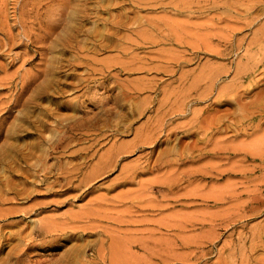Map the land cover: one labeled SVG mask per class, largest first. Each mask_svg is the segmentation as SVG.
Listing matches in <instances>:
<instances>
[{
	"label": "rangeland",
	"instance_id": "obj_1",
	"mask_svg": "<svg viewBox=\"0 0 264 264\" xmlns=\"http://www.w3.org/2000/svg\"><path fill=\"white\" fill-rule=\"evenodd\" d=\"M21 1L0 0V103L23 100L0 149L47 159L0 153V264H264V0H144L130 32L78 20L55 50L56 7Z\"/></svg>",
	"mask_w": 264,
	"mask_h": 264
},
{
	"label": "bare ground",
	"instance_id": "obj_2",
	"mask_svg": "<svg viewBox=\"0 0 264 264\" xmlns=\"http://www.w3.org/2000/svg\"><path fill=\"white\" fill-rule=\"evenodd\" d=\"M6 1V0H5ZM14 1V0H13ZM21 1V0H20ZM27 0H22L21 1V3L20 4H22L21 6H20V8H23V7H25L26 8V5L28 4V2L30 1L31 3H33V2H35V4H37L38 3V0H28V2H26ZM104 1H106V0H104ZM114 1H117V2H114ZM149 1H153V0H149ZM202 1V0H201ZM204 1V0H203ZM211 1H213V0H211ZM224 1V0H223ZM37 2V3H36ZM39 2H40V0H39ZM41 2H43V0L41 1ZM50 2V6L51 7H49L50 9L51 8H53V6H55L56 8H53V11L54 12H51V13H54L53 14V18H54V20L52 19V21H50L48 24H47V28L48 29H46V30H48V33L46 34V37L47 38H51V36H54L55 35V33L57 32V31H59L58 29L62 26V31L61 32H63L64 33V36H62L61 34H59L58 36H56L57 37V41L58 42H52V49L53 50H55V49H57L59 46H64L65 44H67L68 42L67 41H70V43L71 44H67V46L69 47V48H71V46L72 47H74L73 45V43H75V41H76V39L78 38V20L79 21H82V22H87V21H90V20H97V21H99V22H104V24H105V26H108V27H110L111 29H114L115 30V32L116 33H120L121 31H129L130 32V29L134 26V25H136V24H138V21H139V19L138 18H136V16H135V18L133 19L132 17L131 18H128L127 17V15L129 16V14H128V12H127V10H126V8H128V7H131V8H133L134 10H138V11H140V10H143V8H145L146 6H147V3L146 2H144V0H108V3H106V2H104V3H106L107 5L106 6H102V7H98V6H96V4H94V0H51V1H49ZM173 2V1H172ZM194 2V1H193ZM196 2H197V0H196ZM5 3V2H4ZM17 3V2H16ZM89 3V4H88ZM103 3V2H102ZM151 3V2H150ZM162 3V2H161ZM0 4H1V2H0ZM100 4V3H99ZM169 4H170V2H169ZM177 3H175V5H176ZM212 4H214V3H212ZM218 4H220V3H218ZM2 5V4H1ZM6 5V4H5ZM5 5H3L4 7H5ZM43 5H45V3L43 4ZM46 5H48V4H46ZM154 5V4H153ZM161 5V4H160ZM203 5H205V4H203ZM38 6H40V5H36V7H38ZM42 6V5H41ZM40 6V7H41ZM177 6V5H176ZM183 6V5H182ZM184 6H186V4H184ZM193 6V5H192ZM217 6V5H216ZM2 7V6H1ZM0 7V8H1ZM6 7H8V6H6ZM5 7V8H6ZM189 7V6H188ZM198 7V6H197ZM212 7V6H211ZM29 8V7H28ZM31 8V7H30ZM34 8V7H33ZM150 8H152V5H151V7ZM172 8H176L175 6L174 7H172ZM190 8L191 7H189V10H190ZM208 8V7H207ZM24 9V8H23ZM35 9V8H34ZM41 9V8H40ZM39 9V10H40ZM132 9V10H133ZM177 9V8H176ZM175 9V10H176ZM178 9H180V8H178ZM195 9V8H194ZM199 9V8H198ZM14 12L15 13H17V10H18V8H17V4H15V6H14ZM192 10V9H191ZM23 11V10H22ZM28 11V10H27ZM36 11V10H35ZM34 11V12H35ZM116 11H118V13L116 12ZM182 11H183V9H182ZM182 11H180V12H182ZM196 11V10H195ZM18 12H19V10H18ZM21 12V11H20ZM113 12H116L117 14V16H114L112 13ZM141 12V11H140ZM170 12H171V10H170ZM174 11H172V13H173ZM7 13V12H6ZM4 11H2V12H0V34H2V35H4V37H5V39L7 40V44L6 45H4L5 47H6V49H5V51H3L2 53H6V52H8V53H11L12 52V50H14V49H16L17 48V46L19 45L18 43H16L15 41H16V39H17V37H16V35L14 36V37H16V39L14 40V37H13V35L11 34V26L9 25V14L7 15ZM21 13H23V12H21ZM134 13V12H133ZM176 13V12H175ZM174 13V15H176ZM189 13H191L190 11H189ZM188 13V14H189ZM193 13V12H192ZM197 13V12H196ZM25 14H26V12L25 13H23V15L25 16ZM27 14H28V12H27ZM42 14V13H41ZM185 14V13H184ZM183 14V15H184ZM200 14V13H199ZM203 14V13H202ZM15 15H17V14H15ZM23 15H22V17H23ZM29 15V14H28ZM37 14H35V16H36ZM31 17H32V15H30ZM43 16V15H42ZM48 16V15H47ZM188 16H191V15H188ZM26 17V16H25ZM153 17V16H152ZM15 18H16V16H15ZM47 18H49V17H47ZM158 18V17H157ZM213 18V17H212ZM20 19H22V20H20ZM30 19H33V18H30ZM37 19V18H36ZM154 19V18H153ZM152 19V21L154 22V21H156V20H153ZM156 19V18H155ZM180 19V18H179ZM25 20L26 19H23V18H19V17H17V20H16V23H18V21H19V23L21 22V24H25ZM38 20H39V18H38ZM42 20V19H41ZM181 20V19H180ZM207 21H209V19H206ZM32 21V20H31ZM35 21V20H34ZM43 21V20H42ZM142 21V20H141ZM148 22L150 21V20H147ZM195 21V20H194ZM194 21H192V22H194ZM202 21V20H201ZM37 22V21H36ZM159 22H166V24H167V22L168 21H158V23ZM211 22V21H210ZM18 23V24H19ZM28 23V22H27ZM35 23V22H34ZM34 23H33V25H34ZM149 23H151V22H149ZM155 23V22H154ZM153 23V24H154ZM157 23V24H158ZM194 23H196V25H197V22H194ZM19 25V26H23V27H25V25ZM42 24L43 23H39L38 22V26L39 25H41L42 26ZM100 24V23H99ZM103 24V23H102ZM103 24V25H104ZM143 24V23H142ZM164 24V23H163ZM169 24V23H168ZM166 25V27L167 26H169V25ZM173 22H172V24H170L171 25V27L173 26ZM206 24H207V22H206ZM211 24V23H210ZM27 25V24H26ZM148 25V24H147ZM193 25V24H192ZM191 25V26H192ZM18 27V25H15L14 27ZM139 26V25H138ZM138 26H137V28H138ZM175 26H178V25H175ZM212 27H215L213 24L211 25ZM210 26V27H211ZM27 27V26H26ZM29 27H30V25H29ZM31 27H32V24H31ZM43 27V26H42ZM41 27V28H42ZM104 27V26H103ZM166 27H165V29H166ZM170 27V26H169ZM170 27V28H171ZM183 27V26H182ZM193 27H195V26H193ZM209 27V28H210ZM12 28H13V26H12ZM28 28V27H27ZM38 28V27H37ZM104 28H106V27H104ZM103 28V29H104ZM134 28V27H133ZM140 28V27H139ZM144 28V27H143ZM152 28V27H151ZM159 28V27H158ZM164 28V27H163ZM184 28H185V26H184ZM20 29H21V27H20ZM24 29V28H23ZM36 29V28H35ZM96 29V28H95ZM108 29V28H107ZM154 29V28H153ZM215 29V28H214ZM31 30H32V28H31ZM42 30H45V29H42ZM134 30V29H133ZM137 30V29H136ZM159 30V29H158ZM175 30H176V28H175ZM175 30H174V32H175ZM192 30V29H191ZM24 31V30H23ZM22 31V32H23ZM26 31H29V29L28 30H26ZM25 31V32H26ZM34 31V30H33ZM98 31H99V29H98ZM139 31V30H138ZM151 31V30H150ZM153 31V30H152ZM187 31V30H186ZM194 31V30H193ZM216 31L217 30H215V31H213V34H214V32L216 33ZM23 32L24 34H28V32ZM31 31H29V33H30ZM39 32V31H38ZM102 32V31H101ZM113 32V31H112ZM112 32H109L108 30H107V32L106 31H104L103 33H99V35H106L107 33H108V37H111L113 34H112ZM139 32H142V31H139ZM158 32V31H157ZM166 32V31H165ZM170 32H171V30H170ZM177 32V31H176ZM206 32V31H205ZM217 32H219L220 33V31H217ZM13 33V32H12ZM32 33V32H31ZM46 33V32H45ZM45 33H44V36H45ZM133 33V32H132ZM143 33V32H142ZM141 33V34H142ZM209 33V32H208ZM23 34V35H24ZM36 34V33H35ZM40 34V33H39ZM41 34H43V33H41ZM118 34H116V35H118ZM138 34V33H137ZM178 34V33H177ZM182 34V33H181ZM212 34V35H213ZM23 35H22V37H23ZM29 35V34H28ZM97 35V34H96ZM138 35H140V34H138ZM157 35V34H156ZM175 35V34H174ZM185 35H187V34H185ZM233 35H234V33H233ZM24 36H27V35H24ZM35 35H33L32 37H34ZM176 36V35H175ZM214 36V35H213ZM21 37V36H20ZM39 37L40 36H38V38L36 37L35 39L37 40L38 39V42H40L39 41ZM104 37H106V36H104ZM147 37V36H146ZM150 37V36H149ZM184 37V36H183ZM31 38V37H30ZM29 38V39H30ZM94 38V37H93ZM96 38H98V37H96ZM103 38V37H102ZM142 38V37H141ZM144 38V37H143ZM171 38V37H170ZM176 38H177V36H176ZM198 38H200L199 36H198ZM207 38V37H206ZM26 39H28V38H26ZM195 39H197V38H195ZM2 40V39H1ZM21 40H23V38H21ZM35 40V41H36ZM50 40V39H49ZM49 40H48V42H49ZM153 40H155V39H153ZM183 40V39H182ZM190 40V39H189ZM199 40V39H198ZM230 40V39H229ZM20 41V40H19ZM25 41V43H28V42H26V40H24ZM44 41H45V39H44ZM101 42H103V39L102 40H100ZM117 41V40H116ZM150 41V40H149ZM156 41V40H155ZM192 41H194V40H192ZM202 41V40H201ZM18 42V41H17ZM22 43H23V41H21ZM21 42H19V43H21ZM37 42V43H38ZM41 42H43V40L41 39ZM46 42V41H45ZM164 42V41H163ZM182 42V41H181ZM195 42H197V41H195ZM208 42V41H207ZM21 43V44H22ZM141 43V42H140ZM159 43V42H158ZM203 43V42H202ZM45 44V43H44ZM78 44V43H77ZM192 44H194V43H192ZM199 44V43H198ZM206 44V43H205ZM23 45H25V44H23ZM27 45V44H26ZM48 45V44H47ZM191 45V44H190ZM196 45V44H195ZM210 46V44H207V46ZM40 46H41V44H40ZM42 46H44V45H42ZM78 46V45H77ZM126 46V45H125ZM198 46V45H197ZM197 46H195V47H197ZM203 46V45H202ZM207 46H205V47H207ZM208 46V48H211V47H209ZM19 47H21V46H19ZM47 47V46H46ZM120 47V46H119ZM192 47V46H191ZM194 47V46H193ZM194 47V48H195ZM22 48V47H21ZM64 48V47H63ZM116 48V47H115ZM239 48V47H238ZM3 49V48H2ZM42 49V48H41ZM41 49H40V51H41ZM46 49V48H45ZM75 49V48H74ZM78 49V48H77ZM130 49V48H129ZM217 49V48H216ZM4 50V49H3ZM37 50V49H36ZM194 50H196V49H194ZM213 50H215L214 48H213ZM0 51H2V50H0ZM45 51V50H44ZM210 51V50H209ZM45 52H48L47 50L45 51ZM60 52H62V51H60ZM208 52V51H207ZM217 51L215 50V52H213V53H216ZM38 53V52H37ZM63 53V52H62ZM66 53V52H65ZM187 52H185V54H186ZM189 53V52H188ZM218 53V52H217ZM39 55H40V53H39ZM43 56V55H42ZM156 56V55H155ZM172 57V56H171ZM11 58V57H10ZM26 59V58H25ZM134 59V58H133ZM166 59V58H165ZM11 60H12V58H11ZM162 60H164V59H162ZM179 60H177V62H178ZM10 63H9V65L10 64H12L13 62H14V60H12V61H9ZM189 62V61H188ZM6 69V68H5ZM49 70V69H48ZM53 74V70L52 69H50L49 70V72L47 73V74ZM105 73V72H104ZM39 74H43V73H39ZM46 74V73H45ZM40 76V75H39ZM50 76V75H49ZM46 77H47V75H46ZM6 82V81H5ZM25 82V81H24ZM27 82H30V81H27ZM27 82H25L24 83V85L22 86V92H21V94H23L24 92H25V90L26 89H29V84H31V83H27ZM9 83H7V85H8ZM20 89V90H21ZM37 89V94L39 93V92H42L43 91V89L41 88V87H38V88H36ZM9 91V90H8ZM29 91V90H28ZM2 92V91H1ZM45 92V91H44ZM18 93V92H17ZM27 93V92H26ZM35 93V92H34ZM44 94V93H43ZM46 94V93H45ZM224 94V93H223ZM27 95V94H26ZM24 96V95H23ZM44 96V95H43ZM11 97V96H10ZM21 97H19L18 96V98H17V96H16V98L14 97V99L13 100H11V99H9L7 102H1L0 103V140L2 139V137L4 136V133H5V130H7L6 131V133H7V135H6V139L8 140V142H10V141H12L13 140V138H12V136L14 135V134H16L17 133V128L15 127V125H10V127H8V121H9V119L13 116V111L17 108V107H19V105H20V103H22L21 101H23V100H21L20 99ZM24 97H22V99H23ZM37 99L39 98V97H36ZM21 100V101H20ZM31 100H32V98H31ZM39 101L40 100H38V103H39ZM37 103V102H36ZM27 103H25L24 105H23V107H24V113L22 112V122H24V121H27V122H30L29 120H30V114H29V112H28V110H26L27 109V107H25V105H26ZM161 104V103H160ZM41 105V104H40ZM38 106V107H41V106ZM43 107V106H42ZM40 109V108H39ZM30 110V109H29ZM43 110V109H42ZM216 123V122H215ZM29 124H32V123H29ZM203 127V126H202ZM41 128H43V125H42V123H41V126H40V128H39V131H40V129ZM200 128V127H199ZM204 128V127H203ZM26 130V129H25ZM28 130V129H27ZM26 130V131H27ZM35 130V129H34ZM36 130H38V129H36ZM19 131H21V128L19 129ZM23 131H24V129H23ZM192 133V132H191ZM30 134V133H29ZM216 136V135H215ZM220 136V135H219ZM217 141V140H216ZM15 142V141H14ZM63 144V143H62ZM217 145V144H216ZM39 147V146H38ZM37 146H31V147H27L25 150H23L22 148L21 149H19L16 145H15V143H7L6 144V146H4V147H2L1 149H0V153L1 154H3V155H6L7 157L8 156H12L13 154H15V155H17V157H20V159H21V161L24 163V164H26L27 166H30V162L32 161V160H36L37 159V163H38V165L41 167L40 168V170H41V172H43L44 171V167H45V163H44V160L45 159H47V157L45 156V152H43L41 149H39ZM55 147L57 148V149H59V148H61V140L60 139H58V141L55 143ZM34 150H35V153H37V152H40V156H35V153H34ZM173 153V152H172ZM45 157V158H44ZM46 161V160H45ZM168 161V160H167ZM166 161V162H167ZM147 162H149V161H147ZM139 164V163H138ZM163 166H164V163H163ZM109 167V166H108ZM153 167V166H152ZM105 169V168H104ZM170 170V169H169ZM172 170H173V168H172ZM172 170H170V171H172ZM18 171V170H17ZM24 171V170H23ZM16 172V171H15ZM105 172V171H104ZM21 173V172H20ZM170 173V172H169ZM167 177V176H166ZM40 178V177H39ZM41 179V178H40ZM162 180V179H161ZM41 181H43V179H41ZM171 184V183H170ZM176 190V189H175ZM167 196V195H166ZM165 196V197H166Z\"/></svg>",
	"mask_w": 264,
	"mask_h": 264
}]
</instances>
